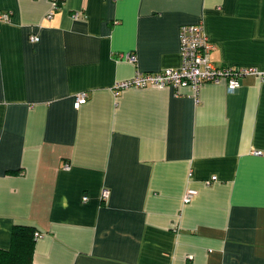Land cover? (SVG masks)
Instances as JSON below:
<instances>
[{"label": "crops", "instance_id": "1", "mask_svg": "<svg viewBox=\"0 0 264 264\" xmlns=\"http://www.w3.org/2000/svg\"><path fill=\"white\" fill-rule=\"evenodd\" d=\"M50 8L0 0V247L23 224L34 264H264V77L114 89L178 66L183 23L217 65L264 68V0Z\"/></svg>", "mask_w": 264, "mask_h": 264}, {"label": "built area", "instance_id": "2", "mask_svg": "<svg viewBox=\"0 0 264 264\" xmlns=\"http://www.w3.org/2000/svg\"><path fill=\"white\" fill-rule=\"evenodd\" d=\"M51 8L47 12L50 16L53 11L58 8L62 0H50ZM79 11L73 12V17H78ZM9 12L0 11V20L8 19ZM31 40H36L37 36L30 35ZM179 43H180V64L176 67L167 66L158 71L144 72L136 71L131 77L119 80L115 83L114 89L117 93L121 88L128 86H190L197 90L202 82H221L224 81L227 89L233 90L241 84V79L246 75H258L264 77V68H256L254 66L244 65H217L210 58L211 49L214 47L204 30L201 22L183 23L179 28ZM123 55V54H122ZM130 61L136 59L134 52H126L124 54ZM86 93L79 92L76 95L74 105L78 106L85 102ZM255 153H260V150H254ZM215 178V175L212 176ZM197 190L193 187H187L184 190L182 199L183 202H188L196 194ZM109 189L101 190V198L106 199L109 196ZM86 195L83 199H86ZM35 237L42 235L40 230H35Z\"/></svg>", "mask_w": 264, "mask_h": 264}, {"label": "trees", "instance_id": "3", "mask_svg": "<svg viewBox=\"0 0 264 264\" xmlns=\"http://www.w3.org/2000/svg\"><path fill=\"white\" fill-rule=\"evenodd\" d=\"M33 233V227L15 224L11 231L10 246L0 247V264H34L32 261L35 241Z\"/></svg>", "mask_w": 264, "mask_h": 264}]
</instances>
